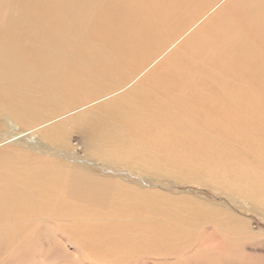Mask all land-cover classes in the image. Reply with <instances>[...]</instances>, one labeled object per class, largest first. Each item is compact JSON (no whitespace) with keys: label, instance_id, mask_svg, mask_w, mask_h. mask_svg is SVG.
<instances>
[{"label":"rangeland","instance_id":"rangeland-1","mask_svg":"<svg viewBox=\"0 0 264 264\" xmlns=\"http://www.w3.org/2000/svg\"><path fill=\"white\" fill-rule=\"evenodd\" d=\"M248 1L0 0V37L10 39L15 29H24L26 59L35 56L34 44L41 40L55 48L59 86L51 97L30 86L37 108L21 110V121L0 108V174L11 181L0 183V264H94L100 252L85 236L124 234L152 245L165 233L186 245L142 255L134 264H208L212 254L220 261L264 264V191L235 172H203L191 161L187 141L173 144L184 153H173L143 132L125 134L113 111L129 112L127 100L161 75L179 74L186 62L190 76L179 92L217 100L200 102L203 115L222 125L228 123L222 111L249 120L256 98L264 116V0ZM145 29L150 38L142 35ZM101 50L110 55V67L100 60ZM81 82L88 85L83 91ZM223 85L253 97L227 99ZM154 110L147 105L142 112L153 121ZM185 128L210 135L212 153L226 147L241 155L239 163L249 170L253 156L241 121L231 122L226 133L194 123ZM127 143L136 155L121 154ZM56 170L68 178L82 173L89 187V177L108 186L96 194L69 192L64 199L60 188L49 191L25 177L26 171ZM125 203L142 209L130 212ZM171 203L177 212L167 209ZM58 205L69 213L53 212ZM71 233L91 260L68 242Z\"/></svg>","mask_w":264,"mask_h":264},{"label":"bare ground","instance_id":"bare-ground-1","mask_svg":"<svg viewBox=\"0 0 264 264\" xmlns=\"http://www.w3.org/2000/svg\"><path fill=\"white\" fill-rule=\"evenodd\" d=\"M251 1L249 0L248 2ZM131 17L132 14H129L128 18ZM32 28L30 27V30ZM23 32L24 29L17 28L10 39L6 38V34L0 37V108L11 110L17 120L21 117V110L28 108L31 113L37 108L38 99H32L29 95L30 86H40L45 89L49 97L59 88V86H54L58 69V57L55 48H51L44 40H41L34 44L35 56H30L26 59L24 46L21 41ZM142 35L150 38L152 32L149 29H145ZM100 60L107 67L112 65L110 55L104 50L100 52ZM124 60L126 59L123 58ZM178 70L179 74L166 73L161 75L155 84L152 83L150 87L143 88L141 95L131 101L127 100L128 108L126 109L129 112H123L120 107H116L124 102L115 104L116 108L113 111L116 118L121 122L122 130L126 131L125 134L143 132L148 137V140L158 139L159 143L157 145L168 146L173 150V153H184L173 146V144L187 141L190 143L189 157L191 161L203 172L209 174H215L220 171L235 172L247 182L249 187L256 191L258 189L264 191V177L262 176L264 164L261 162L264 159V142H258V137L264 135V116L257 99L254 98L252 100L255 115L251 119H241L231 115L229 112L222 111L219 115H222V118L228 122L226 125H222V122L217 120L215 116L203 115L198 110L200 102L211 104L212 101L216 102L217 100H212L204 94H198L193 91L186 95L179 92L178 86L187 83L190 70L186 62H182ZM87 86L86 82H81L80 90H85ZM223 95L225 98L234 101L246 96L253 97L246 91L232 89L227 85H223ZM41 102L44 103V101ZM147 105L155 107L154 112L149 116L153 121H149L142 112L143 107ZM156 106L164 110L163 114L157 112ZM233 121H241L243 123V141L253 156V161L247 167L248 171L239 163L241 155L236 158L226 147H216L215 152L212 153L211 147L214 143L210 135L203 133L201 130L189 131L185 128V125L194 123L197 126L206 127V129L213 130L218 127L219 132L226 133L228 132L229 124ZM121 146L126 148L121 154L124 155L131 152L136 155V151L128 143ZM113 151L117 152V150ZM117 154L113 153L115 156ZM3 160L4 157L0 156V162H3ZM25 173V177L30 183L37 184L49 191H55L57 187L60 188V191L64 194V199L69 197V192L76 193L87 190L91 194H96L101 188L108 186L88 176L92 182L91 187H89L82 179V173L77 174L75 177L69 175V178L66 172L58 170L49 172L26 171ZM73 178L75 180L70 181ZM0 183L7 184L11 183V181L5 175L0 174ZM124 205L127 206L130 212L142 209V206L134 203H125ZM165 205L168 210L177 212L173 209L172 203ZM57 211L69 213V210L67 211L64 205L54 207L53 212ZM72 229H76L74 224ZM71 236L73 240L75 235L71 233ZM84 240L92 250L100 252L96 256V260H92L94 264H134L145 257L142 255L150 253L164 255L160 252L167 254L176 248H183L186 245L180 244L179 240L181 239L176 234L170 233L161 235L152 245L146 241L133 240L124 234L112 238L88 235L84 237ZM68 242L75 244L74 240L73 242L71 240ZM75 246L83 251L80 245L75 244ZM84 253L88 257V254ZM207 258L208 264H239L235 260L220 261V257L217 254H212ZM89 260L91 259L89 258Z\"/></svg>","mask_w":264,"mask_h":264}]
</instances>
